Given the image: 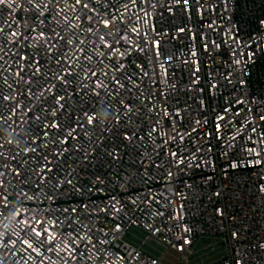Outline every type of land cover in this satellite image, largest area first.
<instances>
[{"label":"built area","instance_id":"obj_1","mask_svg":"<svg viewBox=\"0 0 264 264\" xmlns=\"http://www.w3.org/2000/svg\"><path fill=\"white\" fill-rule=\"evenodd\" d=\"M83 2L89 4L88 9L75 0H52L51 4L35 0L40 7L27 0L0 5V28L23 34L17 39L0 33L4 36L0 45H5L0 66L6 69L2 75L7 79L6 84L0 81V89L4 95L15 94L20 103L16 113L38 117L21 115L18 120L9 102L0 105L5 118L0 120V143L5 145L0 151L5 156L9 155L6 149L13 155L20 153L15 160L0 159V165L8 164V169L0 170L19 168L28 176L17 178L22 183L9 176L14 187H6L3 193L9 207L39 208L44 213L41 219L51 210L52 218L60 220L66 215L62 209L77 208L80 219L93 228L92 241L104 250L105 264H166L170 253L181 257V264H189L201 238L226 247L225 256L211 264H264V162L256 163L260 158L247 151L259 150V144L252 141L260 137L250 129L256 127L257 133L264 134V121L259 119L264 114V0ZM101 17L110 20L108 28L100 23ZM69 22L77 27H70ZM155 41L159 48L153 46ZM104 44H111L115 51ZM102 52L107 55L102 57ZM65 61L72 66L66 85L55 75ZM89 68H95L105 84V88H95L99 96L73 91ZM109 77L118 78L124 87ZM92 80L86 81L90 89ZM61 96L67 102H58ZM125 108L130 112L120 115ZM84 111L95 116V129L83 130L88 135L77 129L73 135L78 139L69 137L68 143H60L77 127ZM220 115L228 119L220 121ZM50 122L59 127H47ZM218 123L220 132L216 131ZM110 126V131L102 132ZM33 147L35 152L30 151ZM61 148L67 151L61 153ZM22 160L27 163L20 167ZM44 165L52 169L46 189L71 172L76 177L75 189L80 190L68 185L71 195L50 201L40 194L38 199L18 203L17 189L35 192L37 176L31 169ZM113 203L120 212L84 216L82 204L91 209ZM117 226L119 231H115ZM22 227L17 220L9 223L0 216L5 242L7 234L13 239L22 236ZM76 227L83 234L85 230ZM60 228L63 233L72 232L64 224ZM132 230L146 238L139 244L128 243L125 238ZM98 237L107 242L99 244ZM60 239L58 235L57 243ZM148 240L165 248L161 256L145 249ZM65 242L70 240L65 238ZM22 249L19 243L16 249L0 248V260L39 264L41 257L33 253L29 259ZM79 253L71 264H100L91 245L81 244ZM60 255L67 258L66 252ZM44 256V264H64L53 252Z\"/></svg>","mask_w":264,"mask_h":264},{"label":"snow or ice","instance_id":"obj_2","mask_svg":"<svg viewBox=\"0 0 264 264\" xmlns=\"http://www.w3.org/2000/svg\"><path fill=\"white\" fill-rule=\"evenodd\" d=\"M94 3L100 4L102 3V0H93ZM136 0H132V3H135ZM189 2V0H184V3L187 4ZM11 3H14V0H0V5H10ZM27 3L29 4H33L34 7H40V5L35 4V0H27ZM52 0H48V4H51ZM57 3H59V0H57ZM225 3H227V0H225ZM48 4H44V7H48ZM75 4L76 5H81L83 8L88 9L89 8V4L88 3H84L83 0H75ZM75 7V6H73ZM53 11H55V7H53ZM61 11H63V9H61ZM92 11H94V9H92ZM41 15H43V13H41ZM57 15H59V13H57ZM67 19V18H66ZM76 19H80L79 16L76 17ZM85 19L88 21H91V17L85 15ZM100 23L103 24L104 28H108L110 25V20L109 19H103V17H101ZM69 26L72 28L77 27V25L75 24H71L69 22ZM33 31H35V29H33ZM88 32L92 31V28L89 27L87 29ZM133 31H135V29H133ZM181 31H183V29H181ZM0 33H3L4 36H15L17 37V39H20L21 36L23 35L22 33L18 36V34L13 31L11 33L6 32L4 28H0ZM112 33H106L105 35H111ZM41 36L44 35L43 32L40 33ZM4 36H0V40L4 39ZM60 39H64L63 36L59 37ZM121 39L123 37H120ZM235 39V38H234ZM99 40L103 43L104 42V35H101L99 37ZM7 43H15V41H9ZM66 43H71V41H66ZM84 43L83 40L79 41V44L82 45ZM105 47L115 51V49H113L111 44H104ZM155 48H159V41H155L154 45ZM77 47L79 48V45H77ZM142 50V49H141ZM80 52H83L84 49L83 48H79ZM5 52V45H0V53H4ZM106 53H101V56L104 57L106 56ZM193 55H195V53H193ZM254 55V53L252 54ZM4 59L3 55H0V61H2ZM21 59H27L26 57H21ZM86 60H91L90 56H86L85 57ZM237 64L240 63V60L236 61ZM31 66V65H29ZM71 65H67V62H63L61 63V67L60 69L57 71V73L55 74L56 77L60 80L63 81V83L69 84L70 81L66 79L67 76H71L72 75V71H71ZM6 71V69H3L2 66H0V81H2L3 83H7V79L5 77H3L2 73ZM198 71V69L196 70ZM63 73V74H62ZM17 76H20V72L16 73ZM104 76H108V73L105 72ZM93 77H96L97 79L92 80ZM21 79H23V77L21 76ZM88 80H92V83L94 85V87H92L91 89L89 88V85L86 83V81ZM109 80L112 81L114 80L115 83L117 85H119L120 87H124V85L120 84V80L116 77H109ZM195 82V81H194ZM95 88H105V84L103 83V81L99 80L98 74L95 70V68H89L88 73L83 77V79L80 81V87L77 89H74V92H80L82 91L83 94L85 96L89 95V92L91 91L92 93H94L96 96H99L100 93L95 91ZM111 89L109 88L108 91H110ZM59 101H66V97L65 96H61L58 98V102ZM4 102H9L12 105V115H16L17 119H20V116H26L29 119L31 118H36L38 119V117H32L29 116L28 113H23V114H18L15 112L16 108L20 107V103L19 101L15 98V94H10V95H4L2 89H0V105H3ZM238 103H242L241 101H237ZM121 103H123V101H121ZM60 108H63L64 105L60 104L59 105ZM225 111H230V109H225ZM29 112H31V109H29ZM130 110L128 108L124 109L123 113H120V115H123L124 113H129ZM177 115H179L177 113ZM52 116H55V112L52 113ZM83 118L78 117L77 118V127L75 128H71L70 131L67 133V136L62 140L59 141L60 143H68V138L70 137L72 140H76L78 139L77 135H73V133L77 132V129L80 130H94L96 127V118L94 115L90 114L89 111H84L82 114ZM132 117L130 116V119ZM4 116L2 114H0V120H4ZM218 119L220 121H224L228 118H226L224 115H220L218 117ZM259 119L261 121H264V114H262ZM118 122V121H117ZM199 123V121L197 122ZM47 127H59L58 124L56 123H49L47 125ZM111 130V126L109 128L106 129H102L103 131H110ZM222 130V126L221 124H217L216 125V131L220 132ZM252 132L256 133L258 137H260L259 141H252L253 144H259V150H257L256 147H251L249 149H247V151L254 153V155L256 157H259L260 159H258L256 161V163H261L264 162V134L261 133H257L256 127H252L250 129ZM47 134V133H46ZM84 135H88V131H83ZM246 135V133H245ZM128 139H131V137H127ZM54 142L55 138H53ZM249 140L251 141L252 138L249 137ZM99 142V137H97V143ZM7 143H11V141H7ZM35 143V141H34ZM39 144H36V147H39ZM36 147H33L30 149V151L35 152L36 151ZM5 145L3 143H0V149H4ZM9 153L8 156L4 155V151H0V159L3 160H15V156L19 155L20 153H16L15 155L12 154L11 149H6ZM25 152H27V149L23 150ZM67 151V149L61 148L60 152H64ZM88 153L85 152V156H87ZM173 155H176L175 153ZM29 159H31V157H29ZM114 160H118L119 157L118 156H113ZM27 161L22 160L21 161V165L20 167H23L24 164H26ZM233 167H235V165H233ZM0 168L3 169H8V164H2L0 165ZM52 172V169L49 168L47 165H44L42 168L38 166V169H31V173L33 175L37 176V180L34 181V187L36 189L35 192H33L31 189L29 191H24L23 187L17 189L18 194L21 196V200L18 203H22L23 200H32V199H38L40 194H43L44 198L47 200H54L56 197L61 196V195H71V192L68 191L67 186L68 185H72L73 189H75V185L73 184L74 179H76V177H74L72 175L71 172H67L65 173L64 178L61 179H57L55 185H52L51 189L48 190L46 189V185L50 184L51 182V178L48 175L49 173ZM9 176H11L12 180H16L17 183H22V180L17 179L18 177H23V179H27L28 176L26 173L22 174V172L19 170V168H13L11 169V171H6V170H0V216H4L5 219L11 217L15 220H17L18 224L23 225V227L20 229V232L23 233V235L21 236L20 234L16 235V239L12 238L11 234H7V240L5 242L4 237L6 235V233L0 232V248H4V249H9L10 247L12 249H16V245L17 243H19L20 245H23V252H27L28 253V258L32 259L33 257V253L36 254L37 257H41L39 264H44V260L47 259L46 256H44L45 252H53L55 255H57L58 258H60L61 260L64 261V264H71V261L73 259H76L80 253H79V247L81 246V244H83V246L85 248H88L89 245H91L92 249H95L96 252V259H98L100 261V264H105V260H104V256L102 255V253L104 252V250H102L97 243H93L92 241V234H93V228L89 225H85L83 220L80 219L82 213L77 209V208H72L71 211H69V209L65 208L62 209V212L65 213L66 215L64 216L63 220H60L59 216H55V218H52V213L51 210H49V215L48 216H44L43 219H41L40 217L44 215L43 210L37 208V209H28L27 211H21L19 209L16 208H10L9 207V203H8V197L7 195H4V190L6 187H14V185L11 184V181L9 180ZM97 181H100V177H96ZM93 187H95V185H93ZM76 191H79L80 189H75ZM103 189H97V191H102ZM89 191H91V189H89ZM113 200L115 201V198L113 197ZM82 207L86 210V212L84 213L85 218H87L88 216H91L93 214L99 216L101 212L103 213H107L108 215L112 214V211L114 210L115 212H120V208L116 207V204L113 203L107 207L104 208H99V207H93L91 209H89L87 204H82ZM7 213V215H6ZM19 218V219H17ZM65 222H67L65 224ZM64 224L65 227L67 228H71L72 232L69 233H63L62 229L60 228V225ZM76 225H79L80 228L84 229L85 231L83 232V234H81ZM5 228H7V226L5 225ZM98 231V230H97ZM115 231H119V226L116 227ZM185 231H187V229H185ZM58 235L61 237L59 243H57V237ZM107 235V234H105ZM65 238H67L68 240H70V243H66L65 242ZM98 239V243L102 244V243H106L107 241L105 240H99ZM35 244H38L39 247H35ZM185 243H187V241H185ZM262 247H264V245H261ZM59 248V251H56V249ZM41 249H43V251H41ZM62 252H66L67 253V258H65L64 256H61L60 253ZM13 255H17V252H13ZM21 259H24V257L21 255L20 257ZM91 258V257H89ZM0 264H4L3 260H0ZM25 264H27V260H25ZM108 264H111V261H108Z\"/></svg>","mask_w":264,"mask_h":264},{"label":"rangeland","instance_id":"obj_3","mask_svg":"<svg viewBox=\"0 0 264 264\" xmlns=\"http://www.w3.org/2000/svg\"><path fill=\"white\" fill-rule=\"evenodd\" d=\"M146 238L145 234L132 230L125 238L128 243L139 244ZM145 249L153 256H161L165 248L155 240H148ZM194 254L190 258L189 264H211L214 260L220 259L226 254V247L222 242L201 238L193 248ZM166 264H181V257L170 253L165 259ZM186 264V263H183Z\"/></svg>","mask_w":264,"mask_h":264},{"label":"clouds","instance_id":"obj_4","mask_svg":"<svg viewBox=\"0 0 264 264\" xmlns=\"http://www.w3.org/2000/svg\"><path fill=\"white\" fill-rule=\"evenodd\" d=\"M7 219L9 220V223H11V220H13V218H11V217H9ZM6 226H8V225L6 224Z\"/></svg>","mask_w":264,"mask_h":264}]
</instances>
